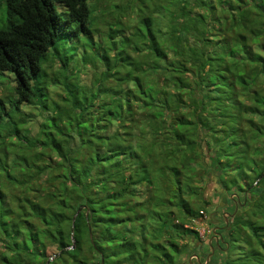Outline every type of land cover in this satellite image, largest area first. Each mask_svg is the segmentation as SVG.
I'll list each match as a JSON object with an SVG mask.
<instances>
[{"label": "trees", "instance_id": "obj_1", "mask_svg": "<svg viewBox=\"0 0 264 264\" xmlns=\"http://www.w3.org/2000/svg\"><path fill=\"white\" fill-rule=\"evenodd\" d=\"M95 1L5 0L0 264H182L210 207L200 166L245 210L194 264H264V0H114L106 31Z\"/></svg>", "mask_w": 264, "mask_h": 264}, {"label": "rangeland", "instance_id": "obj_2", "mask_svg": "<svg viewBox=\"0 0 264 264\" xmlns=\"http://www.w3.org/2000/svg\"><path fill=\"white\" fill-rule=\"evenodd\" d=\"M113 1L114 0H96L93 4H91L92 8L95 11L96 17L98 18L97 26L99 29H101V31L102 30L106 31L104 29L103 23L106 21L108 22V5L111 4ZM0 3L2 4L0 8V25H1L5 19V0H0ZM132 20H134L133 17L131 18V21ZM261 43L262 44L260 45L264 47V40H261ZM60 45H65V41L63 39L60 40ZM252 49L256 53L261 52L260 51L261 47L258 46V42H256V44L255 43L253 44ZM53 69H54L53 72L48 71L49 73H51V76L55 74L58 79H62V76L59 74V70L57 66H53ZM94 72L95 71L92 69L91 70L88 68L83 69V71L80 72L78 75L79 83L83 85H89L90 82H93L94 77L97 76L96 75L97 73L95 72L96 73L95 74ZM0 81L2 83L6 82L5 85L0 86V99L4 100L6 103L9 104L14 98H16V95L14 94V91H13V87L15 84L13 83V80L10 76H7V78H5L4 80H0ZM52 90H54V92L52 93L53 95L61 93L58 89L52 88ZM22 110L25 113H29L33 115L32 116L33 118L28 120L26 127L30 130L32 135H35L39 124L43 120V118H41L42 116L38 114V112L33 108V106L25 105L22 108ZM43 115L44 117L46 116L45 114ZM143 119H144V115L141 114V111L136 112L135 114H133L132 118H129V120H132L135 123L132 126L134 127V131L136 134L138 133L137 131L138 128L135 129V127H137L136 122H138V124H141V121ZM1 128L2 127H0V129ZM4 134H5V131H2L1 135H4ZM11 141H14V139L5 138L3 143L8 145V143H10ZM196 163H198L199 165V161H197ZM200 167L201 168H197V167L195 168L193 184L195 183L198 187H201L202 189H204L203 195L206 198V200L209 202L210 207L206 208V210L204 211V214L201 215L202 216L201 219H199L198 221H193V223L190 225H188L187 223L186 225H184V228L189 229L191 227L195 229L199 233L200 240L197 239V240H193L190 242L189 244L190 249L187 250L181 257V262H183L182 264H188L190 263V261H192L194 264L197 257H200L201 260L210 259L212 257V249L209 245L216 244L215 237H220L219 234L221 233V228L224 226V224L227 225L228 223L229 225L233 223L232 216L236 212H239V214H243V211L245 210V209H232L234 207L233 203H230V205H227L224 202L225 197L222 196V194H220L218 188L214 184L215 180L213 176L210 174L208 175L210 176L209 178L207 175L203 174V169H202L203 167L202 166ZM202 175L206 179H204ZM203 180H207V182L206 181L203 182ZM141 189H142V194H143L142 199L143 200L149 199L151 196V189L148 188V186L147 187L142 186ZM240 194L241 193H236L235 195H231L230 198L235 197L238 199ZM247 198L250 199L249 197ZM134 199L136 200L138 198L135 197ZM241 202H242V199H241ZM245 202L246 201L244 200L242 204L244 205ZM200 210L201 209H199V214L201 213ZM173 211L175 212V210ZM236 236L238 235L236 234ZM240 240L241 239H239V241ZM199 243H203L201 250H197L195 248V246L198 245ZM46 253H47V256H51L52 249L48 248ZM219 258L220 260L222 259L221 257Z\"/></svg>", "mask_w": 264, "mask_h": 264}, {"label": "flooded vegetation", "instance_id": "obj_3", "mask_svg": "<svg viewBox=\"0 0 264 264\" xmlns=\"http://www.w3.org/2000/svg\"><path fill=\"white\" fill-rule=\"evenodd\" d=\"M220 237H215V240H216V243L218 242V239H219Z\"/></svg>", "mask_w": 264, "mask_h": 264}, {"label": "water", "instance_id": "obj_4", "mask_svg": "<svg viewBox=\"0 0 264 264\" xmlns=\"http://www.w3.org/2000/svg\"><path fill=\"white\" fill-rule=\"evenodd\" d=\"M264 175V174H263Z\"/></svg>", "mask_w": 264, "mask_h": 264}]
</instances>
